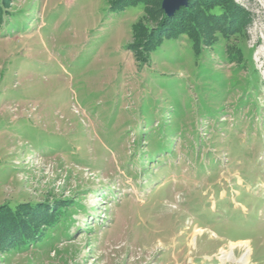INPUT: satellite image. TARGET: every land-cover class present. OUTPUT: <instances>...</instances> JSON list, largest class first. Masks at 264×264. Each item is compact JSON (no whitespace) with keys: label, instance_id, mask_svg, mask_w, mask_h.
Listing matches in <instances>:
<instances>
[{"label":"rangeland","instance_id":"374dc122","mask_svg":"<svg viewBox=\"0 0 264 264\" xmlns=\"http://www.w3.org/2000/svg\"><path fill=\"white\" fill-rule=\"evenodd\" d=\"M4 1L0 264H264V0Z\"/></svg>","mask_w":264,"mask_h":264},{"label":"trees","instance_id":"16d2710c","mask_svg":"<svg viewBox=\"0 0 264 264\" xmlns=\"http://www.w3.org/2000/svg\"><path fill=\"white\" fill-rule=\"evenodd\" d=\"M225 1V5H228V3H227V1L226 0H224ZM4 0H1V4H0V10L3 8V6H4ZM135 6V5H134ZM133 7V6H132ZM185 8H187V7H182L180 10H182V9H185ZM208 13H210L211 15H214V14H216V15H221V14H223V13H225V12H227V10H224V8H223V5L222 4H218V3H213L212 5H210V6H206L205 8H204ZM179 10V11H180ZM179 11H177L176 12V14L179 12ZM242 11L244 12L243 14H244V16L246 17L247 16V18H246V21L249 23V20H251V14L249 13V12H247V10H245L244 8H242ZM175 14V15H176ZM179 14V13H178ZM181 14V13H180ZM179 14V15H180ZM178 15V16H179ZM246 31V30H245ZM176 35L178 36V37H176ZM176 35H173V36H169V37H167V39H165L166 41H168V42H176V40L180 37L181 38V41L183 42L184 40H187V39H192V38H195L194 37V35H192L191 33H190V31L188 30V31H182V32H178ZM182 44V43H181ZM12 211H13V213L12 214H10V215H12V218H14V219H16L19 215H20V213L21 212H23L24 211V209L22 208L21 210H18L17 212H15L16 210L15 209H12V208H10Z\"/></svg>","mask_w":264,"mask_h":264},{"label":"water","instance_id":"95a60500","mask_svg":"<svg viewBox=\"0 0 264 264\" xmlns=\"http://www.w3.org/2000/svg\"><path fill=\"white\" fill-rule=\"evenodd\" d=\"M190 0H163L162 7L170 16L174 15L182 7L188 6Z\"/></svg>","mask_w":264,"mask_h":264},{"label":"bare ground","instance_id":"6f19581e","mask_svg":"<svg viewBox=\"0 0 264 264\" xmlns=\"http://www.w3.org/2000/svg\"><path fill=\"white\" fill-rule=\"evenodd\" d=\"M253 15V14H252ZM197 233H200V230H198V231H196ZM236 245H238V246H240V247H242V248H245L247 251H248V249H249V243L248 242H240V243H238V244H232V247L234 248ZM223 251V250H222ZM228 254H230L229 252L227 253V255ZM244 255H246V253L245 254H243L242 255V257L239 259V261H238V264H245V261H246V256H244ZM231 258V257H230ZM247 263H248V260L246 261ZM246 263V264H247Z\"/></svg>","mask_w":264,"mask_h":264}]
</instances>
